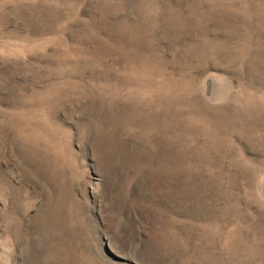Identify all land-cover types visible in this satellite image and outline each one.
Segmentation results:
<instances>
[{"label": "rangeland", "instance_id": "1", "mask_svg": "<svg viewBox=\"0 0 264 264\" xmlns=\"http://www.w3.org/2000/svg\"><path fill=\"white\" fill-rule=\"evenodd\" d=\"M0 264H264V0H0Z\"/></svg>", "mask_w": 264, "mask_h": 264}]
</instances>
